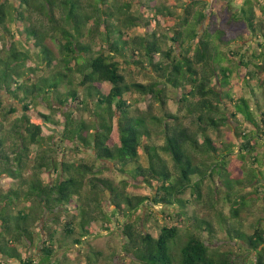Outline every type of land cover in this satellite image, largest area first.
I'll list each match as a JSON object with an SVG mask.
<instances>
[{
    "label": "trees",
    "instance_id": "trees-1",
    "mask_svg": "<svg viewBox=\"0 0 264 264\" xmlns=\"http://www.w3.org/2000/svg\"><path fill=\"white\" fill-rule=\"evenodd\" d=\"M189 2L187 16L172 27L174 33L168 37L171 44L164 49L162 37L152 27L163 20H175V15L161 0H143L137 14L131 13L136 0H0V90L21 104V108L12 107L0 97V178L20 185L7 192L0 190V255L4 260L25 263L18 245L21 241L34 244L33 224L46 212L69 213L74 205L80 212L67 216L62 241L57 239L61 245L68 246L69 241L79 245L82 238L94 234L99 219L106 223L122 215L127 221L116 223L125 237L123 250L135 264H264V229L259 227L264 225V217L257 221L253 234L243 231L241 213L247 208V197L240 194L245 186H255L256 201H261L264 213V154L259 150L264 146V65L257 66L247 55L229 49L235 44H240V49L251 47L245 34L264 47V24L256 15V4L262 3L264 10V0H243L240 5H234L233 0H212L210 11L197 13L192 23L188 9L203 0ZM13 25L17 26L15 31ZM136 27L148 31L126 37L127 30ZM49 39L58 42L59 57L47 43ZM222 48L229 51L225 53ZM236 56L240 57L238 62H232ZM253 56L264 59L263 52ZM35 59L44 63L50 77L30 79L37 75L31 65ZM122 63L152 72L155 81L151 85L135 84L133 88L144 97L156 99L163 111L171 100L170 92H178L179 114L164 111L159 116L133 110ZM251 65L257 69L249 70ZM233 66L247 68L241 83L249 87L248 79L259 83L261 95L254 93L255 105L244 95L234 99ZM27 73L31 75L26 80ZM213 80L223 92L212 86ZM77 87L84 88L83 98L79 99ZM41 98L53 113L64 116L60 135L42 133V126L51 121L50 115L37 109ZM54 102L61 107H54ZM73 102L94 119L87 122L78 119L74 109L64 111ZM20 113L21 117L12 120ZM186 120L194 123V131L186 126ZM159 128L164 132V145H149L146 139L160 136ZM33 147L39 151L35 157ZM87 148L97 161L109 162L123 176L144 186L151 187L152 181H157L160 185L154 188L155 194L151 198L130 196L127 179L116 187L109 179L98 177L101 171H95L96 165L81 156L73 161L57 159L58 149L81 155ZM141 149L147 156V167L139 162ZM237 152V158L233 157ZM162 154L173 160L176 174L167 167ZM249 162L250 167L246 165ZM28 168L34 170L30 181L23 176ZM44 173H54L55 178L44 182ZM87 179L91 191L101 188L110 194L112 215L103 210V193L90 199L96 203L92 210L98 208L102 217L91 216L87 203L79 205ZM205 181H214L210 192L215 199L222 194L230 204L232 218L239 223V227L229 225L219 212L225 242L234 243L238 253L221 250L205 240L202 233L213 239L217 231L208 219L194 217L195 232L188 236L177 258L171 243H176L179 228L163 226L155 237L144 229L147 216L154 215L153 206L176 204L178 218H182L190 204L184 197L187 191L201 201ZM22 185H27L25 191ZM27 201L28 205H22ZM143 208L150 212L140 216L143 227L137 229L131 218ZM77 216L79 236L75 235ZM47 225L44 228L49 237L42 241L40 264L49 261L55 251V234ZM27 264H34V260L29 257Z\"/></svg>",
    "mask_w": 264,
    "mask_h": 264
},
{
    "label": "rangeland",
    "instance_id": "rangeland-1",
    "mask_svg": "<svg viewBox=\"0 0 264 264\" xmlns=\"http://www.w3.org/2000/svg\"><path fill=\"white\" fill-rule=\"evenodd\" d=\"M3 1V0H2ZM143 0H136L135 5L131 9V13L137 14L138 9L140 8L141 2ZM145 1V0H144ZM163 3H165L166 6L170 8L174 12V18L168 19V20H163V23L159 24H154L152 27V30H156L158 34L162 37V40L164 42V49H167V47L170 46L171 41L168 40V37H171L174 33L173 28L175 27V23H178L180 19L182 20L184 17L187 16L185 14V10L187 6L189 5L190 0H161ZM243 0H233L234 5H240V3ZM212 0H203V3L199 4L198 6H193L192 8H189L188 10L191 12L190 14V20L191 23L193 22V16L197 15V13H208L210 4ZM205 4V5H203ZM262 3L259 5L256 4V15L258 17L259 22L262 21L264 24V10L261 9ZM180 15V16H179ZM176 16H179L178 18ZM155 23V22H154ZM207 24V20H205V25ZM204 25V26H205ZM173 27V28H172ZM12 29L15 31L17 29L16 25H13ZM148 30L142 27H136L132 28L130 30H127V35L126 37L133 38L135 36H141L144 34V32H147ZM163 35L165 37H163ZM246 39L251 41V47H243L240 49V44H235L232 45L229 49H234L239 51L240 53H243L247 55L251 60L255 63L258 64L257 66L264 65V59L262 58H255L253 55H259L260 53H264V47H259L257 44L256 38H249V34H245ZM260 43L263 42V39L260 37L258 39ZM50 46V48L55 52V55L58 57L60 56L59 52V46L57 41H52L51 39L48 40L47 42ZM3 44L0 43V49L2 48ZM29 47L31 45L29 44ZM223 52H228V48L221 49ZM239 56H236L233 58L232 62H238ZM224 64L228 66L229 62L224 61ZM31 65L37 69V75L30 79H35L37 76H42V77H50V72L46 71L43 67L44 63H41V61L35 59L31 62ZM231 66V64H230ZM122 70L121 73L125 76L126 83L131 87L130 93L127 94L128 99L131 103L132 109H140L139 111H150L152 114H156L159 116H163L164 111H166L170 115H177L179 114L178 112V92L171 91L170 92V98L171 100L168 101L167 104V109L163 111L161 108V104L158 103L156 99H153L149 96L144 97L140 95L139 93L136 92V90L133 88V85L135 84H142L149 86L151 85L155 80L153 78V74L151 71H139L136 67L132 65H127L126 63L121 64ZM233 75H232V84H233V91H234V99L237 100L238 97L244 95L246 98L251 99V104L255 105L256 98L254 97V93L257 94L258 96L261 95V89H259L258 82L256 79L249 80L248 82L251 85L249 87L246 85L247 83H241L240 77L245 75L247 68L245 67H235L233 66ZM257 68L254 66H250L249 70H256ZM27 75V76H26ZM25 78L27 80V77H29L31 74H26ZM262 75V73L260 74ZM264 79V76H263ZM212 86L216 88L217 91L223 92L221 87L215 82V80L212 81ZM253 89V91H251ZM77 91L79 94V99L83 98V95L85 94L84 88L77 87ZM180 96V93H179ZM0 97L5 100L6 104H10L12 107H18L21 108V104L19 101L11 97L5 90L1 91L0 90ZM261 98V97H260ZM262 101V110L264 111V96L261 98ZM39 102L36 106L37 109L45 113L47 115H50V123H45L42 126V133L45 136H51V135H60L63 130H64V123L65 119L62 113H57V112H52L51 109H49L48 104L44 103V101L41 99L37 100ZM4 103V104H5ZM54 107H61L57 105L55 102L53 103ZM228 104V103H227ZM230 105V103H229ZM79 104L77 102L71 103V106H68L67 108L64 109V111H74V115L78 119H84L87 122H91L94 117L92 114L88 112H82L79 109ZM224 109V108H223ZM227 109V108H225ZM224 109V111H225ZM232 110V108H230ZM140 112V113H141ZM18 117H21L20 114H16L13 119H16ZM8 124V123H7ZM186 126L189 127L190 130L194 131L195 130V125L191 120H186L185 121ZM8 126V125H7ZM160 132V136H154L150 140L146 139V142L149 145H164L165 143V137H164V132L160 128L158 129ZM151 131H155L154 128L151 127ZM225 131V130H224ZM158 135V134H157ZM213 140L216 139V135H212ZM239 143H237L238 145ZM70 145V144H68ZM72 147V146H70ZM34 148V154L33 157H35L37 154H39L38 148ZM56 150V148H54ZM260 150V155L264 154V146H261L259 148ZM58 156L57 159L60 160L62 157H66L65 159H68L70 161H73L75 159H79L81 156L82 158L86 159L87 162L90 164H95L96 169L95 171H101L98 174V177L100 178H106L109 179L114 183L116 187H118L119 183L123 179L128 180V187L126 188L127 193L130 196L133 197H152L153 194H155L156 190L154 189L155 187L159 186L160 184L157 181H152V186H144L142 182H136L132 180L130 177L123 176L121 173H119L114 167L109 164V162H100L97 161L94 156H93V151H91L90 148H87L83 154L77 155L76 151L73 150L71 152H67L64 150L58 149ZM236 151V149H235ZM238 152L233 153L232 156L237 158ZM163 158L166 160L168 163L167 167L171 169V171L176 174L175 170V165L173 160L166 154H162ZM140 159L139 162L141 165L144 167H147L148 161H147V156L145 154V151L142 149L140 150ZM235 163H238V159L235 160ZM247 166H252L251 162L246 164ZM33 167V163H32ZM31 167V168H32ZM31 168H28L23 174L24 179L26 181L32 180V174L33 171ZM264 170V168H263ZM44 182H50L52 178H55L54 173H44L43 176H41ZM90 176H88L89 179ZM88 179L86 180L85 186L82 189V201H78L79 205H85L86 203L90 206V213L91 216L96 215L97 218L101 216L100 211L95 209L93 211L92 209L95 208V204L93 202H90V199L96 198L99 194L103 193V189L99 188V190L95 191L90 188V185L88 184ZM197 179V178H194ZM214 184L210 183V181H205V183L202 185L203 189V195L201 198V201H196V198L191 195V190H188L186 195L184 196L186 199L190 201V204L188 207L185 209L186 215H183L182 218H178L179 215V208L178 205L175 204L174 207H167L163 208L160 206H153L152 210L155 212L154 215L152 216H147L149 221L144 225V229L151 233L153 236L157 237L161 227L163 226H177L180 230L179 237L175 241L171 243L173 246V249L177 252V258L180 257V252L181 248L184 245V242L188 238V236L192 233L195 232L192 227L193 221L192 218L198 217V218H205L208 219L214 229L217 231L216 236L213 239H210L209 235L207 232L202 233V236L205 240H211L213 245L215 247L220 246L221 250H233L235 253H238V247H236L233 244H230V242L226 243L227 241V236L224 228L221 226L218 220V215L219 212L223 214L224 217H226L229 225L231 226H237L239 227V223L236 222L230 212V204L222 199V194H220L216 199L213 196V193L210 192L211 186ZM216 184V183H215ZM257 185V182L254 183ZM19 185V182H13V180H10L7 177L0 178V190L3 192H7L10 188L16 187ZM245 189H242L240 194L242 196L247 197V208L245 211L241 213V219H242V227L241 229L245 231L248 234H253L255 228L257 227V221L262 219L264 217V213L262 210V205L261 201H256L257 195L254 192V187L255 186H245ZM27 185H22V190H26ZM262 191V190H261ZM103 199V210L104 212L109 213V215L113 214V207L111 205V198L110 194L103 193L101 196ZM255 199V200H253ZM217 200V201H216ZM148 203V202H147ZM24 204H29V202H24ZM82 209V208H81ZM164 211V212H162ZM79 210L75 208L74 205L71 206V209L68 212L64 211L63 213H60L58 210L53 211V212H46L44 215V218L41 221H36L33 224V233H34V244L28 246L25 241H21L20 245H18V249L20 250L22 254V258L26 260L25 263H20L16 261H6L3 259V256L0 255V264H27V259L30 257L34 260V264H40L42 258V252L41 248L43 246L42 241L44 239H47L49 237V233L45 230L44 226L47 225L49 227V232L55 234L56 242L53 243L52 247L55 249L52 257L48 261L46 259V262L44 264H135L132 260V256L130 254H125L123 247L125 245V237L122 235L121 231L119 230L117 223L121 221L122 223L127 221V218L125 219L124 216L119 215L112 217L111 221L106 222L104 220L99 219L98 224L94 225L95 231L92 236L88 235L87 237L82 238L83 242L79 245L74 244L72 241L67 242L66 246L61 245V242H57V239L59 241H62V236L64 235V223L70 217L71 215H78ZM150 212V210H147V208H143L141 212L137 214V216H133L131 218L132 223L136 226L137 229H140L143 227L142 222H140V216L143 214H147ZM69 215V216H68ZM117 215V214H116ZM68 216V217H67ZM102 217V216H101ZM80 220V217L77 216L76 221L74 222L77 227L76 231V236H79L80 229L77 226L78 221ZM264 224V222H262ZM107 226L108 228L104 227ZM262 229H264V225H260ZM251 259V257L249 258ZM44 260V259H43ZM177 264L178 261H176Z\"/></svg>",
    "mask_w": 264,
    "mask_h": 264
}]
</instances>
